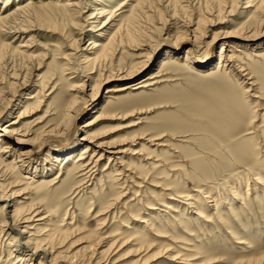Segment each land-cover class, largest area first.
<instances>
[{
  "label": "rangeland",
  "instance_id": "1",
  "mask_svg": "<svg viewBox=\"0 0 264 264\" xmlns=\"http://www.w3.org/2000/svg\"><path fill=\"white\" fill-rule=\"evenodd\" d=\"M259 4L0 0V132L10 129L38 152L28 172L13 168L16 153L0 155V198L2 189L17 193L16 209H39L44 219L13 240L10 220L2 227L0 200V264H48L41 256L25 263L10 259L11 253L26 250L28 240L31 247L45 239L44 231L55 237L54 256L70 252L71 246L73 252L85 248L98 236L105 239L95 258L87 259L91 250L79 264H134L140 259L143 264H238L264 256V5ZM101 8L106 14L97 21L91 18ZM109 12L113 19L103 26ZM117 25L121 33L127 28L136 38L146 33V44L137 51L123 45L105 58L99 56L91 43L106 44ZM196 25L203 35L193 42L188 31ZM236 32L254 38L223 39ZM184 33L193 45L190 68L180 67V62L156 84L107 98L110 88L153 73ZM214 37L207 62V44ZM222 48L233 52L231 65L220 58ZM147 56L152 64L130 80L101 84L80 112V123L99 110L107 112L112 118L95 131L116 148L108 153L127 154H116L117 161H108L111 154H106L89 181L74 163L83 146L67 165L46 170L51 158L37 150L38 138L61 122L76 94L74 87L83 84L90 95L113 69H129ZM19 112L25 116L18 119ZM53 142L61 145L64 140ZM4 146L0 138V150ZM119 163L130 165L131 174ZM59 169L62 177L56 179ZM113 241L117 243L109 253ZM125 241L129 244L121 247Z\"/></svg>",
  "mask_w": 264,
  "mask_h": 264
},
{
  "label": "bare ground",
  "instance_id": "2",
  "mask_svg": "<svg viewBox=\"0 0 264 264\" xmlns=\"http://www.w3.org/2000/svg\"><path fill=\"white\" fill-rule=\"evenodd\" d=\"M263 5H264V0H260L259 6H263ZM143 10H145V9H143ZM96 11H95L96 15L95 16L93 15L94 17H91V18L95 19L96 21L98 18H101L104 16V14H106V11L102 8L100 9L99 12L96 13ZM146 14H147V12H146ZM147 16H148V18L145 17L146 21L147 22L151 21V19L149 20V18H150L149 15H147ZM105 18L106 19H105V22H103V26L107 25V22L109 20L113 19V13L109 12L107 17H105ZM116 29H115L116 31H115L114 35L109 36V38L106 40V44L98 45V44H95L93 42L91 43V45H93L92 46L93 49L96 50L98 48L97 52H99L100 54L97 53V55L99 54V56H102L105 58L109 54H112V52L115 49H117V47L124 45L125 47H127L130 50L131 49H133V50L137 49L138 50V49H140L139 46H141L143 43L146 44V38H147L146 33L145 34L143 33L141 36H137V38H136L133 36V33L130 30H128L127 28H125L123 33H121L120 26L117 25ZM188 32L190 35H191V33L193 34V36H192L193 42L199 40L203 35V31L200 30L199 25L197 26V28H195V30L188 31ZM237 34L239 35V33H237ZM190 35L185 34V35L178 36V38L174 42L173 48L171 49V53H169V54H167V56L163 57V58H169V59H167L165 61L158 62L156 67H155V71L153 73L145 75V77L139 81H136V82L130 81L129 83H123V84L118 85L116 87L110 88L109 90H107V93L111 94L112 96L107 97V98H114V97L121 95V94H124L126 92L127 93L133 92L135 90L145 88L147 86H150L152 84V82L156 84L157 83L155 81L156 79L161 78L163 76L165 77L166 75L176 71L178 69V67L180 66V62H181L180 67L190 68L192 65V61H193V59H192V56H193L192 47H193V45H192V43H190V40H189V39H191ZM238 35L226 34L223 37V39L234 37V38H238L239 41H246V40H252L254 38L253 35H251V36H246V35H239L238 36ZM100 36H102V35H100ZM216 40H217L216 37H214L211 40V42H209L207 44V49H206V52H208L207 62H209L208 58L211 57V55H210L211 51L215 48V41ZM226 43H227L226 41L223 42V44H226ZM240 43L241 42H237V45H239ZM184 48H186V51L184 50ZM182 52L186 53V55L184 57H182ZM221 52L222 53H220V58H222L225 61V63H227V65H231L233 62V54H232L233 52H229V51H227V49H223V48L221 49ZM180 58H182L183 61H179ZM90 60L91 59H89V61ZM89 61H85V63L89 62ZM93 61H94V59H92L90 62H93ZM95 61H96V58H95ZM148 63L152 64V60L147 56L144 58L143 61H141L138 64L132 65L129 69H126V68H125L126 70H124V68H122V70H118V69L114 70L113 69L108 75L106 74L107 76H105L103 79H101V81H99V83L96 85L97 88L93 89L94 91L90 95H86L83 84H79L77 87H74L76 94L71 99V101L68 103L66 110L63 112L61 122L53 130L44 132V134L40 135L38 138V141H37L38 149L37 150H39L40 152L45 150L47 153H49L50 158H51L50 162L45 161V162H47V169L46 170H49V172H50V170L54 169L53 168L54 164L67 165L68 162L71 161V158L79 151L78 149L80 146H83V147H81V151H80L81 154L78 157H76L74 163H75V165H77V167L79 169V173L81 174L80 176L83 177V179H88L87 181H89L90 177L94 174V172H96L99 161L106 154H111L107 158L108 161H110L111 159H112V161L120 160V159L115 158L116 157L115 155L120 154V153L125 154L126 152H123V151H115L114 152V151H112V152L108 153L109 151L116 149V148H112V146L110 144L102 142L101 137L99 136L100 134H98L97 131H95V129L98 128V126H100L103 122L111 119L112 117L107 115V112L102 113L101 110H99L93 115H92V112H90L91 114H89L88 116L92 115V117H90L89 119L80 123V120H82V118L84 116V115L80 116V112L83 113L84 109H82V108L84 106H86L87 104H90L89 102L92 101L96 97V90L98 89V87L101 84H104V83H107V82H110L113 80H117L118 82L130 80L135 74H137L143 68H145ZM228 69H229V67H228ZM69 91H73V89H70ZM105 107H108V106L106 105ZM109 109L111 110V108H108L107 110H109ZM18 115H19L17 117L18 119L20 117L23 118L25 116V113L19 112ZM12 124H14V122H12ZM130 126H133V125H129L126 127H130ZM14 136H16V137H14ZM0 138L2 139L3 142H5V146L2 148V150H0L1 157L11 156L12 154L16 153L15 154L16 157L14 160L17 163V164L15 163V164L18 166L15 165L13 168L18 170V171L28 172L30 169V166L32 164V161H31L32 155L38 154V152H36L34 147H33L34 145L32 143H29L28 141H26L23 138L17 137V133H14L10 129L7 130V129L3 128L0 132ZM54 139H63L64 142L61 143V145H59V144H56L55 142H53ZM241 144L242 143H240V145ZM25 146H29V147L25 148ZM25 149H28V150L26 152H23ZM242 150H243V148H242ZM237 151L240 152V148ZM243 151H245V149ZM231 152H229V153H231ZM224 153H226V152H224ZM235 153H238V152H235ZM136 154H139V153L135 152L134 155H136ZM232 155H233V152H232ZM118 166H119V168H121L122 171H127V172H129V174H131L130 170H129L130 165H123V164L119 163ZM35 169H38L37 166L35 167ZM59 173H61V169H59L58 173L56 174V177H55L56 179H58V178L61 179L62 174L60 175ZM122 175H124V174H122ZM27 176H25L24 180H29V177H27ZM127 177H126V179H127ZM55 178H54V180H55ZM0 189H1V185H0ZM25 190L26 189H23L22 191L26 192ZM16 196H18L17 193L13 192L11 194H8L7 192H3V189H2L1 198H0V200L3 202V208L5 210V212H4L5 217L3 220L4 225L2 227L8 226L7 220L9 219L10 220L9 222H11L10 226H12V227L9 226L10 230L12 232H16V236L13 238V240H15L17 236L18 237L20 236V238H21L22 234L23 235L25 234V229H28V230L33 229L34 230L35 227H33V228L31 227L33 225V222H43L44 221L43 218H39L40 214H41L40 212L37 211L39 209L36 210V209L32 208V209H29L28 211H24L22 209H20V210L16 209L15 205H17L16 202L18 201L17 199H14ZM236 197H237V195H236ZM10 208H12L13 210H10ZM196 212L198 214H200V212H198L197 210H196ZM104 215H105V213H104ZM203 217H205V216H203ZM140 222H143V221H140ZM23 224H27V225H25V227H23V229H22L21 226ZM1 230H2V228H1ZM42 230H44V228L39 229L38 232H42ZM44 232H48V234L45 235V239H42L41 241H38V242L36 241L35 243L33 242V244H32V246L34 245L33 247L29 246L31 244H30V240H28L25 244L26 250L22 251V253H20L17 256H12L13 253H11L10 259L17 258V262L25 263L27 260H36L37 258H39L38 256H41L42 259H44L45 261L48 259V261H47L48 264H79L80 260L84 257L85 253L87 254L91 250H92L90 252L91 254L87 257V259L89 261L92 258H95L96 257V253H95L96 251L95 250H97L96 248L101 246L105 240L103 238H100L101 236H98L99 238L97 237L98 239L95 240L96 242L94 241V243H91L90 245H88L85 248L78 249V250L73 252L72 246L71 247L69 246L71 248V250L69 249L70 252L68 251L65 254H58V255L54 256V254L52 253V249L55 246L54 245V243L56 241L55 237H54L53 233H50L49 231H44ZM95 237H93V238H95ZM63 240L65 241L66 237H64ZM63 240L60 242V244L64 242ZM128 241L127 242L125 241L126 243L123 242L121 247L128 245L129 244ZM116 243H117V241H113L108 246L107 252L111 253V250L115 248L114 246H116ZM241 243H243V242H241ZM54 251L55 250H53V252ZM175 254H177V253H175ZM258 257L259 256H257V258ZM84 258H86V257H84ZM140 262H142V259H140L139 261H136V263H134V264H143ZM106 264H109V262ZM112 264H117V262L112 263ZM238 264H264V256L263 257L260 256L258 259L253 258V260H247L244 263H238Z\"/></svg>",
  "mask_w": 264,
  "mask_h": 264
}]
</instances>
